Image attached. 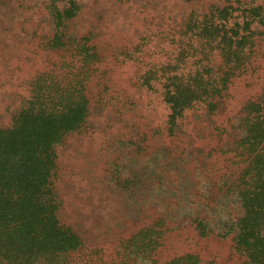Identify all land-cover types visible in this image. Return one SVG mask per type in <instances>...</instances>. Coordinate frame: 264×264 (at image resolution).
Listing matches in <instances>:
<instances>
[{"label":"rangeland","instance_id":"374dc122","mask_svg":"<svg viewBox=\"0 0 264 264\" xmlns=\"http://www.w3.org/2000/svg\"><path fill=\"white\" fill-rule=\"evenodd\" d=\"M29 101L66 105L49 120L76 125L36 138L78 246L34 264L248 263L236 243L250 199L264 206V0H0V134Z\"/></svg>","mask_w":264,"mask_h":264},{"label":"trees","instance_id":"16d2710c","mask_svg":"<svg viewBox=\"0 0 264 264\" xmlns=\"http://www.w3.org/2000/svg\"><path fill=\"white\" fill-rule=\"evenodd\" d=\"M65 110L66 105L49 107L47 102L29 101L24 113L26 119L0 134V264H34L43 248L52 250V263H60L78 246V236L72 230L68 235L54 213L57 201L53 199L56 193L52 196L51 192L52 167L49 171L44 162L50 148L36 138L45 128V132L53 133L51 142L48 141L51 144L58 138V131L64 135L76 128L49 120L67 118ZM44 115L49 122L46 127L40 121ZM257 199L249 201L236 243L237 250L248 256L247 264H264V239L259 228L264 225L260 219L264 206Z\"/></svg>","mask_w":264,"mask_h":264}]
</instances>
